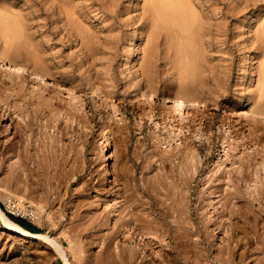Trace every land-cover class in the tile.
Returning <instances> with one entry per match:
<instances>
[{"label":"rangeland","instance_id":"374dc122","mask_svg":"<svg viewBox=\"0 0 264 264\" xmlns=\"http://www.w3.org/2000/svg\"><path fill=\"white\" fill-rule=\"evenodd\" d=\"M188 1L203 20L196 46L202 94L198 102L178 106L160 95L179 84L176 65L186 49L177 52L165 30L145 42L141 0H67L74 14L63 19L57 0H0V11L17 13L25 27L16 61L29 67L37 55L49 74L71 85L0 69V208L31 225L30 232L57 241L70 252V264H118L112 254L117 243L140 251L121 223L132 202L150 221L182 203L178 207L199 227L208 219L212 228L224 222L225 229L214 231V248L236 226L247 256L240 264L261 258L255 248L257 208L264 207L257 202L264 190V118L241 114L234 102L257 99L264 0ZM149 47L157 96L148 101L135 88L145 84L139 62ZM104 138L108 154L100 157ZM222 210L230 219L220 220ZM143 231L138 240L158 261L165 247ZM0 264L64 261L46 239L16 237L0 219Z\"/></svg>","mask_w":264,"mask_h":264},{"label":"bare ground","instance_id":"6f19581e","mask_svg":"<svg viewBox=\"0 0 264 264\" xmlns=\"http://www.w3.org/2000/svg\"><path fill=\"white\" fill-rule=\"evenodd\" d=\"M57 1H58V4L55 7V9L59 10V15L61 16L62 19L69 18L71 15L74 14L73 10L70 9L66 4L67 0H57ZM194 5H193V1L191 2L188 0H141L140 7L138 9V19L143 20L141 28L146 33L145 38H148V39H145L146 40L145 42L150 43V44L153 43L162 34V30L163 32L165 30L166 39L168 40V42L172 41V43H174L173 45L175 46L174 48H176L177 52L178 51L180 52L182 48L183 50L186 49L184 50L185 53L187 52L186 55L184 56L185 59L184 58L183 60L179 59L177 61L178 66L176 65V67L180 69V72H178V75L180 73V80H179L180 82H178L179 84L177 86H171L168 89L167 95H160V99H162V101H168V100L174 101V103H176L178 106H184L185 104L190 105L194 102H198L199 97L202 94V91L198 89L199 86L196 84L197 77L200 76L199 69L201 68V62H200L201 59L199 58L200 54L197 53L198 52L197 50H200V49L196 48V46L198 45L197 44L198 36L199 37L203 36V34L201 35L203 29H202V23H200L202 18L200 20L199 15L196 14L195 12L196 9ZM71 25H73L72 21H71ZM257 32H258L257 37H259V39H261L263 43V50H262L263 58L262 59L260 58L261 61L258 66L259 77H258L257 83L259 87H258L257 99H254L253 101L246 99V104L244 100H242L241 98H238L237 101L234 102L235 107H241L240 108L241 114H247L255 121L256 120L258 121V118H261V119L264 118V24L261 26V29H259ZM81 38L85 40V39H88L89 36L86 34H83ZM0 44L2 45L4 44V50L0 48V69L4 70L9 75L21 76L23 73H30V75L34 77H39L41 80L48 79L52 83H58V84H64V85L68 84L63 79L55 78L51 74H49L46 71L47 66H45V63L43 62V60L39 58L37 55H33V54L31 55L33 58L32 60H34V64H31L29 67L19 64L16 61L15 56L19 53V45L25 44V27H24V24L20 16L17 13L15 12L10 13L8 11H0ZM144 45L146 46V43H144ZM152 56H153V49L149 47L147 49V52H145V56L141 57V59L143 60L139 62L140 64L139 66L142 69V74L145 75L146 77L145 84H141L140 82H137V85L135 88V92L139 94L138 96H140V98L144 97V99L148 101L150 99H154V97L157 96L152 86L153 80L150 74L151 73L150 64H151ZM178 56L180 57V55ZM107 154H108V143H107V139L104 138L103 142L101 143L100 157L106 156ZM102 176H103L102 184L108 185L109 180L106 177V174L103 173ZM244 178H246V176ZM182 181H185V180L182 179ZM262 186H263V183H262ZM259 188H260V185H259ZM234 194L236 195V193ZM257 195H259L257 202L258 200L260 201V203L261 201H264V190L261 191L260 189L257 192ZM229 197H230V194H229ZM126 200L124 202H126ZM143 201L144 200H142V202ZM175 203H178V202H175ZM20 205H21V202H20ZM134 205H135V202H132L129 205V209H128L129 218L127 217L128 218L127 219L125 217L126 219H123V222L121 223H123V227H126V229L128 228L127 229L128 232H125L126 234L124 233V235L130 236V239L132 240L133 239L137 240L136 245L138 247L141 246L140 251L134 247L133 248L125 247L126 250H124V247L123 248L121 247L122 245L121 246L117 245L118 243L115 244L116 248L114 247V249L116 250L112 254H114V257L117 260L118 264H175L173 263V261L176 262V264H233L234 259L235 261L238 260L240 264V261H242L243 258L246 256L245 252L242 251V247L244 243H241L243 241L242 239H240L241 236L239 235L240 238L236 237V234H235V229H237L236 226L234 229L231 228L232 230L229 231V234L224 231L225 233H227V237H224V238L222 237V245L218 248H214V245H216L214 243L215 242V232L214 231L218 229L219 226H220L221 231L225 229L224 222L220 223L221 221H219V223L217 222L218 224L216 223L218 227H215L214 225L213 227L215 228H212L211 226L208 225V222H209L208 221L209 219H208L205 223H203L202 227H199L198 225L191 222L192 220L191 215L189 214V212H186L182 210L180 207H178L180 206L179 204L178 206H176L177 204H175V206L172 207L171 209L172 213H171L170 203L168 204L169 205L168 207L170 208L169 209L167 208V209L169 210L171 214H169L167 210V212H163L161 214L159 213L158 217L156 216L154 218L153 216V220L150 221L149 218L148 219L145 218L147 217L146 215H144L145 211H143L144 212L143 215L139 214L141 210L138 213L136 211L138 207ZM159 205H162V204H159ZM165 205L166 204H164V206ZM262 205L264 206V202L262 203ZM222 206L221 207L223 209L227 208L228 207L227 201L224 200V205L222 204ZM183 207L185 208V206ZM22 208H24V206ZM158 211H159V208H158ZM165 211H166V208H165ZM225 212L223 210L219 212L220 220L222 219L223 215L225 216L227 215ZM147 213L148 212H146V214ZM231 213L230 215H232ZM37 215L38 214H36V216ZM254 216L252 218H254ZM168 217L170 218L169 220H168ZM260 218L264 220V207L257 208V244H256L257 248H255L257 249L258 256L261 257L257 264H264V222H262L261 224ZM0 219L2 220L3 224L6 226L8 231L14 233V236L16 237H19V238L42 237L46 239L50 244H52L55 247L58 255L63 258L64 264H70L69 262L70 260L68 258V254L70 252L69 251L67 253L66 251L64 252L62 250V247L54 239L43 237L41 234L32 233L29 230L21 227L15 221L10 219L2 211L1 208H0ZM230 221L228 220V222ZM209 223H211V221ZM247 224H249L248 221H247ZM231 226L232 225L230 222L229 227ZM247 228L249 227L247 226ZM138 230H141V232L143 230L149 231L147 233L146 231L145 233L143 231V233L145 235H152V237H155V239H158V242L159 241L162 242L161 245L165 247V251L163 252L164 254L161 255V258L159 257L160 260L158 259L157 261L155 258L153 259V257L148 253L149 244L144 242V240L141 238L138 240L139 238L138 236L141 234V232L139 233ZM243 230L245 231L246 229H243ZM243 230L241 229L242 232ZM221 231L219 232L221 233ZM246 233L247 231L245 232V234ZM240 249L241 251L239 252ZM73 250H74V247H73ZM213 250L214 251L216 250L217 252L215 256H211V252ZM247 250L248 249H246V251ZM124 251L126 253L125 255H124ZM75 253L77 252L74 251L71 256H75V257L78 256V254L76 255ZM171 255L172 257L174 256L175 259L171 257L169 258V256ZM74 261L79 262V258L77 260L74 259Z\"/></svg>","mask_w":264,"mask_h":264},{"label":"trees","instance_id":"16d2710c","mask_svg":"<svg viewBox=\"0 0 264 264\" xmlns=\"http://www.w3.org/2000/svg\"><path fill=\"white\" fill-rule=\"evenodd\" d=\"M8 217L10 219H12L13 221H15L18 225H20L21 227H23V228H25L27 230H30V231H34L35 230L31 225H29L27 222H25L22 219L15 218L12 215H8Z\"/></svg>","mask_w":264,"mask_h":264}]
</instances>
